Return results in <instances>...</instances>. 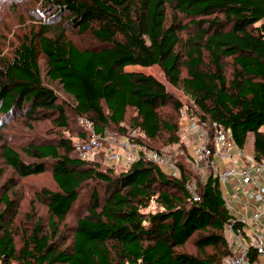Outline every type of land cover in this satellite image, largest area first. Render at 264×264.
I'll return each instance as SVG.
<instances>
[{
	"label": "trees",
	"instance_id": "1",
	"mask_svg": "<svg viewBox=\"0 0 264 264\" xmlns=\"http://www.w3.org/2000/svg\"><path fill=\"white\" fill-rule=\"evenodd\" d=\"M42 1L53 11L46 19L58 23L39 22L10 57L0 54V127L11 114L30 123L55 114L57 124L67 126L64 106L42 82V53L46 76L72 98L75 112L91 116L95 132L114 125L132 140L126 135L130 126L149 139L166 133V142L176 143L175 117L160 108L171 100L177 113L182 103L152 74L126 69L156 64L193 101L199 117L228 131L238 149L252 132V158L264 161V0ZM168 4L174 8L170 19ZM183 17L197 29L181 42L180 32L189 25ZM68 23L107 45L77 47L65 35ZM225 57L233 64L229 78ZM129 108L134 114L126 125ZM151 149L140 141L137 158L113 174L70 154L64 142L29 143L23 148L29 160L0 144V155L17 175L50 167L57 187L43 190L48 230L36 223L17 248L0 211V264H219L230 256L224 227L228 223L239 229L241 222L229 210L212 171L200 180L189 164H178V174L171 175L147 158ZM88 182L102 183L105 196L101 199L98 188H91L85 213L77 218L70 242L61 247L59 225ZM151 202L155 209L145 210ZM1 204L5 210L13 205L8 192L0 195Z\"/></svg>",
	"mask_w": 264,
	"mask_h": 264
},
{
	"label": "rangeland",
	"instance_id": "2",
	"mask_svg": "<svg viewBox=\"0 0 264 264\" xmlns=\"http://www.w3.org/2000/svg\"><path fill=\"white\" fill-rule=\"evenodd\" d=\"M174 8L171 4L167 5V15L170 19ZM53 13L42 0H0V54L11 56L12 50L22 40L30 29H37L39 22L51 23L56 21L55 18H47L48 15ZM183 22L189 24L190 18L183 17ZM65 35L70 39L77 47L81 49H98L107 44L97 41L89 31H78L76 26L65 25L63 27ZM197 27L188 25V28L180 32L181 42L186 41L189 37L195 35ZM224 62V74L227 78L231 76L233 69L232 59L230 57L223 58ZM38 64L40 68V74L43 84L52 88L58 96V102L61 103L66 112L67 126H60L57 124L56 115L51 117H43L38 121L27 122L25 119L17 114L5 115L6 126L0 127V144L6 143L11 145L18 151L21 158L29 160L24 152L23 148L29 143L38 142H64L65 146L69 147L70 154L77 155V146L90 138V135L94 132L93 122L89 114H80L74 111L72 104L74 103L72 98L66 94L57 81L50 80L46 76V57L39 53ZM126 69H140L145 73H150L164 83L166 90L169 92L172 98L182 103L180 110L175 113L172 106V101L160 108L162 114L171 115L175 117L177 123V130L179 141L176 143H167L164 133L156 139H149L144 136L137 128L127 127L126 135L131 136L133 139H129L122 134L121 129L118 126L108 125L102 135V145L93 153H89L85 158L86 161H95L98 163V168L101 170H111L113 174L118 173L128 166L121 160H112L108 158L111 151L121 150L120 142L131 141L139 146V142H143L145 145L151 147L152 151L165 153L170 155L174 166L176 167L170 172L171 175H176L179 172L178 164H182L186 168V164H189L188 168L192 170L193 174H196L200 180H204L205 176L211 171L206 166L203 159L198 156L191 157L189 153L198 146V138L203 131H208L207 137L212 132V123L204 121L199 117L200 111L194 105L193 101L187 97L179 87L172 85L164 75L162 68L159 65L139 66L129 65ZM180 73L182 76L186 74L184 64L180 67ZM187 114L193 115L198 118L195 125L189 124ZM134 114V111L129 108L125 124H128V119ZM1 115V113H0ZM2 116V115H1ZM187 119V120H186ZM186 121V122H185ZM188 121V122H187ZM248 150V144L245 148ZM62 150V148H61ZM232 150H235L233 148ZM64 151V149H63ZM148 150H146L147 152ZM244 159V158H243ZM31 160V159H30ZM0 195L3 192H8L10 198L13 199V205L5 210L3 204L0 205V211L3 212L4 222L7 227L13 232L16 248L20 246L22 238L27 236L34 228L35 224H39L41 231H47L49 225V212L46 205V199L44 198L43 190L50 189L55 190L56 184L52 178L50 167H46L44 171L37 174H31L27 176L17 175L13 169L4 161L0 155ZM96 187L99 190L101 199L105 196V186L102 183H84L79 189V197L76 203L71 207L69 213L65 219L59 225L58 242L61 247L66 246L70 240L71 235L76 224V220L79 216L83 215L86 211L87 202L89 200L90 191L92 187ZM193 187V186H192ZM230 197H225V201L229 210L232 212L233 207L229 204ZM155 209L153 202L145 210ZM8 212H12L8 214ZM243 223H241V226ZM254 230H263L255 224L251 225ZM245 229L240 228L243 237L247 242H252L251 236L247 235ZM263 232V231H262ZM224 236L230 249V254L234 247V232L230 224L226 223L224 227ZM256 236L255 233H252ZM189 250H193L190 246ZM229 254V255H230ZM228 255L221 260L219 264H226Z\"/></svg>",
	"mask_w": 264,
	"mask_h": 264
},
{
	"label": "built area",
	"instance_id": "3",
	"mask_svg": "<svg viewBox=\"0 0 264 264\" xmlns=\"http://www.w3.org/2000/svg\"><path fill=\"white\" fill-rule=\"evenodd\" d=\"M186 116L189 124L197 123L198 118L195 116L187 114V112ZM202 124H204V120ZM207 134L208 131L200 133L202 137L198 138V146L190 152L191 156L196 155L204 160L206 166L217 178L219 185L228 182L235 183L241 193L250 196V199L242 204L244 211L238 219L243 223L241 227L255 224L264 229V161L231 162L223 168H218L213 162V157L215 155L230 156V151L235 148V145L230 133L215 122L212 123V132L208 139L204 137ZM103 139L102 134L93 132L87 141L77 146L78 157L85 159L89 153H94L102 145ZM120 147V152L111 151L108 158L121 160L127 165L137 158V147L134 142L122 141ZM146 156L157 163L163 171L170 173L175 168L170 155L148 150ZM251 187H254L253 191H251ZM239 229H232L235 237L234 247L226 264H264V233L254 230L253 233L256 236L247 234L253 239L252 242H247ZM249 248L252 249V257H250Z\"/></svg>",
	"mask_w": 264,
	"mask_h": 264
},
{
	"label": "crops",
	"instance_id": "4",
	"mask_svg": "<svg viewBox=\"0 0 264 264\" xmlns=\"http://www.w3.org/2000/svg\"><path fill=\"white\" fill-rule=\"evenodd\" d=\"M247 144H248V150L245 149ZM252 149H253V133L248 132L245 145L242 149H238L235 146V150L230 151V156L215 155L213 157V162L216 164L218 168H223L229 165L231 162H238V163L250 162L253 160ZM219 186L223 193L224 198L227 196L230 197V200L228 202L233 207L232 213L237 219H239L242 215V212L244 211L242 204L248 199H250V196H246L245 194L241 193L240 190L236 187L235 183L228 182V183L220 184ZM253 190L254 187H251V191ZM245 228H248L245 229V231L249 235H251L254 231V229L251 227L250 224L249 225L247 224ZM260 233H264V229L260 230Z\"/></svg>",
	"mask_w": 264,
	"mask_h": 264
}]
</instances>
